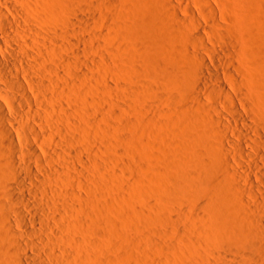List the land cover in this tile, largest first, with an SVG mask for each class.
<instances>
[{"label":"bare ground","instance_id":"bare-ground-1","mask_svg":"<svg viewBox=\"0 0 264 264\" xmlns=\"http://www.w3.org/2000/svg\"><path fill=\"white\" fill-rule=\"evenodd\" d=\"M62 1L0 0V264H119L113 236L154 222L264 264V27L237 0ZM119 159L138 177L112 196Z\"/></svg>","mask_w":264,"mask_h":264},{"label":"rangeland","instance_id":"rangeland-1","mask_svg":"<svg viewBox=\"0 0 264 264\" xmlns=\"http://www.w3.org/2000/svg\"><path fill=\"white\" fill-rule=\"evenodd\" d=\"M72 1L73 0H66V3L67 4H69V6L72 8L73 6L75 7L76 5H79L80 4V2H78V3H75V1L76 0H74L73 1V3H72ZM78 1V0H77ZM223 1H225V2H233L234 0H229V1H227V0H223ZM237 1H239V3L241 4H239L240 5V7H239V5L236 7V6H234L235 4H233V7L232 6H228L227 7V9H226V13H227V15H228V17H231L232 18V16H234V15H236L237 14V12H238V14L242 17V20H244L243 21V24H244V28H245V30H247L248 29V31H250L251 33L256 29V28H262V26L264 27V0H237ZM62 2H64L65 3V0H63ZM247 2H249L250 4H251V6H250V4L249 3H247ZM244 3V5H247L248 6V8H249V6H250V8L252 7V9H248V8H246L247 6H244V5H242ZM247 3V4H246ZM257 5V6H254V5ZM242 6H244L243 8H242ZM73 7V8H74ZM248 9V10H247ZM254 9V10H253ZM260 9V11L258 12V11H256V10H259ZM249 10H251V12L249 11ZM243 12V13H242ZM258 12V13H257ZM243 14H244V16H243ZM257 14V15H256ZM248 15V16H247ZM62 16H66V17H73L74 15H73V12H71L70 10H68V9H62ZM251 16V17H250ZM254 17V18H253ZM256 17V18H255ZM247 18H250V19H253V20H251L250 21V19H249V21H247L248 19ZM256 21H255V20ZM246 21V22H245ZM247 22H249V23H247ZM259 23V25H257V24H255L256 26H253L252 28L250 27L251 25H253L254 23ZM248 27V28H246V27ZM72 28L74 27V26H71ZM243 28V29H244ZM74 30H79L80 31V29H78V27L76 26V27H74L73 28ZM251 29H254V30H252L251 31ZM262 30H264V28H262ZM82 33V35H84V34H87L86 32H84L83 30H81V32H80V34ZM249 33V32H248ZM257 34V33H256ZM257 35H259V34H257ZM255 36L254 35V38H253V41H251L252 43L246 48V54H247V65H248V67H249V69H250V72L252 73V75L254 76V77H259L260 76V74H259V65H260V63H262L263 61H264V31H262L261 32V35H259V36ZM257 37V38H256ZM114 40H113V36H112V44H111V42L110 43H108V41H111V40H108L109 38H105V42L104 43H108V44H111V45H114V46H119L120 45V43H121V41L120 40H118V39H116V37L114 36ZM111 39V38H110ZM255 40V41H254ZM149 41V40H148ZM114 42V43H113ZM118 42V44H116ZM149 42H152V41H149ZM124 59V58H123ZM114 61V60H113ZM124 60H122L121 59V62H123ZM110 73V72H109ZM112 73V72H111ZM110 73V74H111ZM109 74V75H110ZM113 75H111L110 77H114L115 76V73H112ZM114 80L116 79L117 80V76H115V78H113ZM90 85H92V84H90ZM262 92H264V89L263 90H261ZM140 124V123H139ZM137 124V131H139L138 133H142L143 132V130L144 129H141V128H143V126H142V124ZM140 127H139V126ZM142 131V132H141ZM129 132L130 133H134L132 130H129ZM122 149H128L130 152H132L134 155H136L137 156V160H139V155H140V153H139V151L134 147V145L133 144H127V143H123V144H121V146H120ZM132 150V151H131ZM123 163V164H122ZM112 166H114V167H116L117 166V168L120 170L119 172H118V178H117V180L115 181V182H113V183H111L110 184V190H111V193H117V194H112V196H117V195H121L120 193V191H122V194H128V193H130L131 194V191H129V190H132V186L135 184V182H136V178L138 177V175H137V171L136 170H134V168L132 167V166H130V165H127L126 164V162L125 161H121V159H119L118 161H115V164L113 163L112 164ZM121 169H124L125 171L123 172ZM126 172V173H125ZM134 173V174H133ZM120 180V181H119ZM129 181H131V182H129ZM129 182V183H128ZM126 183H127V185L129 184V186H127L126 185ZM130 183H131V187H130ZM116 184V188L117 189H113V187H115V186H112V185H115ZM127 186H125V185ZM122 185V186H121ZM112 186V187H111ZM123 186H125L124 188H126V189H124V193H123ZM130 187V188H129ZM113 189V190H112ZM119 189V190H118ZM127 189H129V190H127ZM118 190V191H117ZM127 190V191H126ZM129 191V192H128ZM130 194H128V195H130ZM163 195V197H166V195H165V193L164 194H162ZM148 203H149V199H147L146 200ZM155 223V224H154ZM154 223H152L151 225L152 226H150V224L148 225V226H150V227H154L155 229H151V228H149V227H138V228H136L135 226L134 227H132L131 229H129V231H128V236L126 237L125 236V238H121L122 236H113V241H115L114 243H116V245L118 244V245H121V246H124L123 248H121V249H116V248H114L115 250H111L110 251V254H112V256L114 257H118V256H121V255H125V257H124V263L125 264H143V263H140V261L141 262H148V261H150L151 259H155V257L157 258V259H155V262L153 261V264H216L215 262L216 261H214L212 258V260L210 259H206V260H202V261H200V256H198V254H196L198 257H200L198 260H197V256H194L192 253H190L189 251H187V241L189 242V240H186V239H181V236H178V235H176V234H173V229L171 228V227H169V226H167V225H161L160 223H157V222H154ZM158 224V225H157ZM182 226V228H184L183 227V225H181ZM168 227V228H167ZM134 228V229H133ZM136 228V229H135ZM144 228V229H143ZM140 231H138V230ZM145 229H146V231H145ZM159 229V230H158ZM163 230V231H161V230ZM171 229V230H170ZM133 230V231H132ZM142 230H144V231H142ZM165 230V231H164ZM182 230H184V229H182ZM181 230V231H182ZM142 231V232H141ZM156 231L158 232V233H156ZM166 231H169V232H166ZM135 232H137V233H135ZM145 232V233H144ZM165 232L166 233H170L169 235H171L172 236V238H167V237H169V236H167V234H166V236H164L165 235ZM172 232V233H171ZM129 233H132V234H129ZM148 235H150V236H148ZM154 233V234H153ZM192 233V232H191ZM156 234H158V235H156ZM175 236V237H177V238H175L173 235ZM182 234V233H181ZM193 235V238H194V234L195 235H197L195 238L197 239L198 238V236H199V233L197 232V233H192ZM135 235V236H134ZM146 236L145 238L144 237H142V236ZM154 236V237H152V236ZM130 236V237H129ZM119 237V238H118ZM132 237V239H130ZM150 237V238H149ZM159 237V238H158ZM165 237V238H164ZM118 238V239H117ZM130 240H129V239ZM136 238V239H135ZM138 238V239H137ZM148 238V239H147ZM156 238H158V240H159V242H157V239ZM162 238H164L165 240H163ZM175 238V239H174ZM194 238V239H195ZM121 239V240H120ZM123 239H124V241H123ZM152 239V240H151ZM168 239H170V240H168ZM173 241H175L174 243L173 242H171L172 240ZM196 239H195V241H196ZM129 241V246L127 245L128 244V242H126V241ZM183 240V241H182ZM117 241V242H116ZM123 241V242H122ZM163 241V242H162ZM165 241V242H164ZM226 241H229L228 240V238H226ZM132 242V243H131ZM166 242H170V243H172V247L170 246V245H167V243ZM121 243V244H120ZM159 243V244H158ZM165 243V244H164ZM125 244H126V247H125ZM158 244V245H157ZM162 244V246H160ZM169 244V243H168ZM173 244H175V246L173 245ZM182 244V245H181ZM193 244V245H192ZM192 244H190V242H189V245L190 246H193V248H195V250H200V251H198V252H203V251H209V250H207L208 248H210L209 246H207L206 244L204 245V244H202V245H200V243H197V244H195V243H192ZM227 244H229L228 242H227ZM165 247H164V246ZM177 245V246H176ZM180 245V246H179ZM184 245V246H183ZM204 245V246H203ZM168 246V248H170L171 247V249H167L166 247ZM180 247V250L178 249L179 247ZM128 247V248H127ZM156 247H157V250H155L156 249ZM162 247H163V249H162ZM182 247V248H181ZM133 248H135V249H133ZM137 248V249H136ZM138 248H139V252H138ZM159 248H161L162 250V252L159 250ZM164 248H166L165 250H164ZM123 249V250H122ZM132 249V250H131ZM211 249V248H210ZM117 250V251H116ZM121 252H120V251ZM126 250V251H125ZM130 250V251H129ZM134 250V251H133ZM135 250H137V251H135ZM167 250H169V251H167ZM131 251H133V252H131ZM176 251V252H175ZM180 251V254L181 253H183V254H179L178 252ZM184 251H185V253H184ZM158 255H156L155 253ZM174 252V253H173ZM236 251H234V253L232 252V258H230V260L226 263H224V264H233V260L235 259V258H242V256L240 257V256H237L236 257V254H237V252L235 253ZM117 253V254H116ZM120 253V254H119ZM127 253V254H126ZM131 253L133 254V256L131 255ZM166 253V254H165ZM144 254V255H143ZM153 254H155V255H153ZM187 254V255H186ZM189 254V255H188ZM193 257H191V256ZM237 255H240V254H237ZM139 256V257H138ZM141 256V257H140ZM147 256H152L150 259H148V257ZM138 257V258H137ZM144 257H145V259H144ZM131 258V259H130ZM132 258H134V259H132ZM158 258H160V259H158ZM195 258V259H194ZM140 261H139V260ZM146 259H147V261H146ZM202 259V258H201ZM205 259V258H204ZM232 259V260H231ZM127 260V261H126ZM156 260H159L158 262L156 261ZM161 260V261H160ZM197 260V261H196ZM163 261V262H162ZM232 261V262H231ZM93 262V261H92ZM123 262L122 263H119V264H123ZM151 262H152V260H151ZM161 262V263H160ZM213 262V263H212ZM94 263V262H93ZM144 263V264H145ZM218 263V262H217ZM256 263H258V261L257 262H254L253 264H256ZM219 264V263H218ZM261 264V263H260ZM262 264H263V262H262Z\"/></svg>","mask_w":264,"mask_h":264}]
</instances>
